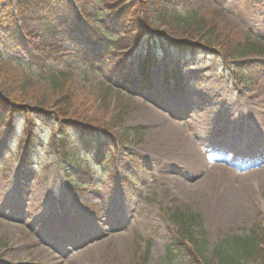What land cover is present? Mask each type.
I'll return each mask as SVG.
<instances>
[{
  "label": "rangeland",
  "instance_id": "rangeland-1",
  "mask_svg": "<svg viewBox=\"0 0 264 264\" xmlns=\"http://www.w3.org/2000/svg\"><path fill=\"white\" fill-rule=\"evenodd\" d=\"M97 1L72 0L95 16L84 25L101 32L99 23L108 15ZM9 2L0 0V101L9 107L14 130L0 124V222L6 225L0 228V264H14L16 256L20 264H168L165 247L177 236L170 221L176 210L200 219L188 241L206 242L197 249L207 258L220 241L246 237L256 225L264 229V55L226 62L220 57L232 44L264 50V0H145L158 34L155 50L147 55L141 45L131 55L121 53L120 61L102 62L105 71L77 61L67 51L71 44L59 55L38 58L43 69L35 66L39 60L31 55L38 42H29L25 30L37 20L23 27L16 1ZM56 3L49 0L40 14L57 15L49 11ZM200 20L213 22L217 35L199 29ZM174 41L189 55L172 51ZM141 55L150 63V87L132 98L114 91L103 109L101 86L115 90L122 74L136 76ZM167 61L175 81L166 85ZM49 71L70 75L87 115L103 123L126 115L111 136L135 129L140 141L81 140L94 146L107 141L105 165L73 149L71 161L63 162L48 150L55 129L42 120L55 102ZM18 111L31 113L39 129L30 159L22 153L26 139ZM190 147L194 156L187 155ZM221 167L234 174L218 172ZM77 168L87 171L86 184L72 176ZM9 248L13 253H6Z\"/></svg>",
  "mask_w": 264,
  "mask_h": 264
},
{
  "label": "trees",
  "instance_id": "trees-1",
  "mask_svg": "<svg viewBox=\"0 0 264 264\" xmlns=\"http://www.w3.org/2000/svg\"><path fill=\"white\" fill-rule=\"evenodd\" d=\"M9 1L7 0L8 4H10ZM15 1V16L22 21L23 27L29 20L26 16L27 13L32 14L30 21L33 19L37 20L30 30H25L27 38L30 39H27L29 42H38L34 46L35 48L32 49L36 55H31V57L36 59L44 57L48 53L53 54V56L58 55L64 51L63 47L65 44H71L69 50L81 63L91 69L100 67L105 71V67L101 65L102 61L113 60L111 61L112 63L120 61L121 53L131 55L133 51H138L141 45H143V52L147 55H149L150 50H155L152 45L158 40V34L153 29L152 23L146 14L147 4L145 0H98L104 11L109 14V16L104 18V21L99 23L101 32H94V30L83 24L84 19L95 18L94 15H90L82 9L78 10L71 4L57 8L56 5L58 6V3L63 0H53L57 2L52 9H49V11L57 13V16H54L53 19L47 16L43 17L40 14L45 12V8H49L48 0ZM79 1L82 2V0ZM67 3H69L68 0ZM7 16L8 20H13L14 18L12 15ZM196 26L202 30L207 28L211 33L209 34L211 37L217 35L214 32L218 30L213 25V22L200 20ZM31 34H34V36L31 37ZM169 45L175 53L181 56H188V47H183L177 41L169 42ZM30 52L29 50L26 53L27 58L30 56ZM262 52L261 48L251 43L243 45L232 44L221 50L220 57L226 62L233 59H246L249 55H261ZM146 59L147 56L143 57L141 55L136 76L122 75V86L117 90L118 93L123 91L132 97L139 89L150 87L148 73L145 69L150 63H146ZM42 60L34 62L35 66L40 65L44 61ZM38 67L43 69V66ZM163 72L166 85L169 80L175 81L168 61L164 63ZM70 81L69 74L50 72L49 82L55 95V102L53 100L52 112L42 117L43 121L55 129L51 131L47 146L48 150L56 153L63 162H69L71 161L69 151L73 149L74 153H85L93 161H96L98 165L104 166L105 162L102 157L107 147V141L94 146L85 145L81 140L105 136L107 140L113 137L121 144L124 142L129 143L130 141L138 143L140 141V134L135 129H125L120 135L111 136L110 133L123 123L126 115L120 112L110 118L108 123H103V120L98 117L87 115L79 108L78 98L71 87L72 82L70 83ZM112 93L113 88L108 84L102 85L99 89L97 99L100 100V106L103 109L110 107ZM9 113L10 110L7 103L0 101V124L8 125L14 130V118L12 119ZM36 114L39 113L36 112ZM20 116L23 119L22 134L26 139V141L23 140L22 153L24 157L30 159L35 150L34 146H36L38 141L39 129L35 125L31 113L24 111L21 112ZM9 122L12 123L9 125ZM70 127H72V130L69 129ZM70 133H73L75 144H71ZM8 139H4V143ZM73 172L72 176L82 181L80 183L86 184L88 180L84 181V177L87 171L77 168ZM75 184L78 185V181L75 180ZM170 221L175 227L177 237L165 247V259L168 264H264V230L260 225L253 227L250 234L246 237H231L220 241L213 247L210 258H206L200 250H197L199 245L200 247L205 246V242L195 241L194 251L188 249L186 245L187 242L190 243L189 239L192 240V227L201 226L200 219L197 216L176 210L171 214Z\"/></svg>",
  "mask_w": 264,
  "mask_h": 264
},
{
  "label": "bare ground",
  "instance_id": "bare-ground-1",
  "mask_svg": "<svg viewBox=\"0 0 264 264\" xmlns=\"http://www.w3.org/2000/svg\"><path fill=\"white\" fill-rule=\"evenodd\" d=\"M194 150L190 147L188 150H187V155H195V153L193 152ZM218 162H221V161H218ZM226 164H228L227 162H225ZM219 170H218V172H221V173H225V174H227L229 177L230 176H232V174H234V172H232L231 170H226V169H223V167H221V168H218ZM6 225L5 224H2L1 222H0V228H4ZM13 253V251H12V249L11 248H9V249H7L6 250V253L7 254H10V253ZM18 259H21L20 257H18V256H16L14 259H13V261H15L14 262V264H20V263H18L16 260H18ZM55 258H53V260H54ZM5 263V262H4ZM7 263V262H6ZM54 264H56V262L54 263Z\"/></svg>",
  "mask_w": 264,
  "mask_h": 264
}]
</instances>
